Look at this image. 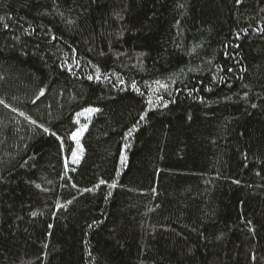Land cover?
I'll return each instance as SVG.
<instances>
[{"label": "trees", "instance_id": "1", "mask_svg": "<svg viewBox=\"0 0 264 264\" xmlns=\"http://www.w3.org/2000/svg\"><path fill=\"white\" fill-rule=\"evenodd\" d=\"M0 101V264H264V0H0Z\"/></svg>", "mask_w": 264, "mask_h": 264}, {"label": "snow or ice", "instance_id": "2", "mask_svg": "<svg viewBox=\"0 0 264 264\" xmlns=\"http://www.w3.org/2000/svg\"><path fill=\"white\" fill-rule=\"evenodd\" d=\"M239 2H240V0H237V3H239ZM5 27H7V25H5ZM53 39H55V37H53ZM76 66L79 67L78 64H77ZM69 70H71V69L69 68ZM87 78H88L89 80H91L93 77H92V76H89V77H87ZM41 95H44V91H43V90H41ZM0 103H3V101H0ZM253 107H255V105H253ZM84 111H85V112H88V113H92V112L97 111V109H94V108H86V109H84ZM77 115H80V114L78 113ZM143 119H144V117L141 116V120H143ZM33 123H35V122L33 121ZM86 128H87V125H84V127H82L79 131L72 133L71 138H72L73 140H76V139L80 136V134H81ZM44 131H45V132H49V129L45 128ZM51 134H52V135H56L55 133H51ZM129 134H131V133H129ZM57 138L60 139V137H57ZM73 157L75 158V153H73ZM100 183L103 184V183H105V182H104V181H100ZM37 187H39V185H37ZM111 187H115V185L113 184V185H111ZM85 191H91V189H85ZM58 207H61V206L58 205ZM33 215H36V213H33ZM253 258H254V257H253Z\"/></svg>", "mask_w": 264, "mask_h": 264}, {"label": "rangeland", "instance_id": "3", "mask_svg": "<svg viewBox=\"0 0 264 264\" xmlns=\"http://www.w3.org/2000/svg\"><path fill=\"white\" fill-rule=\"evenodd\" d=\"M79 130H77V131H79ZM79 138H80V136L76 140H74V142H75V150H74L75 158L73 157V159H77L78 158V155H79V151H80Z\"/></svg>", "mask_w": 264, "mask_h": 264}]
</instances>
